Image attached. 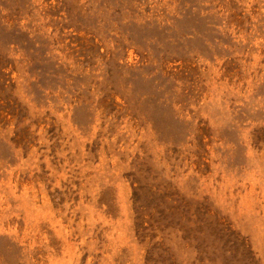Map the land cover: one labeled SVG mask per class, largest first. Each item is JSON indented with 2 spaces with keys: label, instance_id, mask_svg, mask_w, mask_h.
<instances>
[{
  "label": "rangeland",
  "instance_id": "rangeland-1",
  "mask_svg": "<svg viewBox=\"0 0 264 264\" xmlns=\"http://www.w3.org/2000/svg\"><path fill=\"white\" fill-rule=\"evenodd\" d=\"M0 264H264V0H0Z\"/></svg>",
  "mask_w": 264,
  "mask_h": 264
}]
</instances>
